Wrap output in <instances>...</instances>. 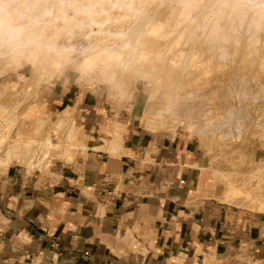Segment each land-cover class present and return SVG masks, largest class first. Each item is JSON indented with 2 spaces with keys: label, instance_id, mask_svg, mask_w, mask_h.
<instances>
[{
  "label": "rangeland",
  "instance_id": "374dc122",
  "mask_svg": "<svg viewBox=\"0 0 264 264\" xmlns=\"http://www.w3.org/2000/svg\"><path fill=\"white\" fill-rule=\"evenodd\" d=\"M23 1L0 0V6L7 5L10 10L20 9L26 11V18L29 19L49 7L52 10V15L49 19L57 18V20L52 24L40 25L35 29V32H37L40 27L48 26L45 29V33H42L43 37L41 36L39 39L40 50L38 49L37 59L34 63L29 64L25 55L15 53L5 42L6 36H4V33L6 32L9 18L6 13L0 10V140L1 138L4 139L3 143H0V177L7 174L11 166L23 167L27 175L35 173L45 178L55 177L59 163L79 167L80 160H87L89 148L103 145L104 147L96 148L94 151H107L108 149L109 126L106 120L108 119L107 115L102 120L100 117L98 123H92L91 116L93 113L83 106H79L76 116V106L59 112L49 111L46 108L41 89L53 79L52 73L56 75L53 71V63L60 56L65 59V64L61 71L65 68L67 71L72 72L73 78L82 91L96 88L100 90L102 98L111 104H120L124 108L126 101V99L124 100L125 89L133 85L136 90V103L132 111L139 116L137 126H140L142 125L143 114L146 115L147 112L151 117L161 113L163 116L170 118L172 109L174 110V106H177L176 103L183 100L191 101V107L192 109L194 108V111L202 105L205 106V103L208 102L207 99L203 101L198 98L200 99L198 105L197 97L195 101L194 99L192 101L187 94L194 93V91L197 93L199 90L201 92L212 85L209 82L202 87H195L194 85L193 87L188 85L189 80L186 78L188 83L185 85L186 88L184 90L179 89L181 86L177 81L180 79L181 71L178 65L182 63L181 60L188 52V56L195 61L197 66L200 65L201 60H198L200 57L204 60L201 61L200 68H198L200 70H198L196 76L200 74V71L204 70L202 69L204 66L201 67L204 64L206 65L204 72L209 70L206 68L212 69L213 67L214 70L210 69L211 72L213 71L211 74L220 81L224 79V70L220 66L222 64L217 60L216 64L220 67L215 65L214 68L212 63L218 57L215 56L214 59L210 57L208 52L211 49L221 47L227 48L229 52L233 51L232 43L228 45L222 43L218 37L216 38L217 35L211 32L213 22L217 19H222L221 16H225V13L229 10L228 6L237 5L233 0H128V2L119 0V3L118 0H38L36 6L30 10H26L23 6ZM256 1L258 5H264V0ZM241 2L242 4L240 5H252L247 4L243 0ZM116 3L119 5H114ZM64 12L70 13L71 17L67 20H61L60 16ZM182 12L185 13L183 14ZM205 15L208 17L206 18ZM219 16L220 18H217ZM159 21L163 23L160 28L161 31L158 34H153L154 36L149 35L151 36L149 37L147 30L156 26ZM97 22L100 23L97 25ZM203 25H207L204 37L210 38L204 43L200 42V46L194 47L193 50L195 51L188 50L190 42L196 35L201 34L199 30L194 35L196 27H203ZM176 26H178L177 30ZM183 28L185 29L183 30ZM172 32L174 33L173 35L170 34L172 36H166L167 33ZM164 33L167 39L163 38ZM141 34L144 37L146 35L145 40H142L144 43L135 39ZM157 41H159L158 44ZM171 42L174 47L178 45L177 50H181V52L186 54L171 56L174 55L175 51L169 52L170 54L167 53L169 47H172L170 46ZM145 45H148L146 47L149 49L148 52L151 57L152 54L153 56L157 55L162 58V61L159 60L161 61L160 63L163 66L166 64L165 68H162V70L164 69L165 82L160 86L162 89L158 88L160 93L155 96L156 99L153 101L148 100L154 89L153 82L146 83L139 77L134 78L130 82L128 73L129 66L142 56L141 53ZM150 48H153L152 54L150 53ZM98 49H107V52H113L115 49L120 51L121 58L119 61L123 60L124 64L121 65L119 61L117 64L113 58L111 67L106 70V66L101 60L94 62L92 65L83 61L90 53ZM204 53H206V56L203 57ZM174 57H177L175 62L177 66L175 65L174 73L168 76V63ZM209 61L212 62H210V66H208ZM149 67L139 66L140 69L143 68L142 71L148 70L149 74H151L154 70L150 71L151 67ZM159 73L161 74V71H158L157 75ZM202 74L205 73L202 72ZM170 76H175L174 79L177 81L170 78L173 80L169 82L168 77ZM168 84L170 85L168 86ZM117 88H120V94L116 92ZM217 89L219 91L217 90L214 99L219 107L233 108L238 106L246 109L244 116H237V118H231L230 120L231 122L242 123L239 134L235 133L236 135L233 137L222 136L223 133L225 135V129H222V131H218L213 136L206 137L198 133L197 130H187L180 123L176 124L172 130L168 124L162 125L158 122L146 126L142 125L140 128L148 134H156L153 136L159 140L165 138L168 141L179 139L192 144L196 161L191 166L201 170L205 175L204 185L200 186L195 191V194L198 192L202 197L215 201L220 205L264 217V212L258 209L257 202L249 201L245 198H240L239 202H226L221 197V194L226 189L225 185L228 186L233 183L242 187L248 184L246 188L261 192L264 198V138L260 137L262 133L259 131L262 123H264V97L254 103L250 96H247V100H238L233 98L232 95V98L225 102L222 100L224 98H220L225 92L224 87L220 85ZM249 92H253V89ZM166 96H173L171 98L172 101L170 102V98L167 100ZM179 99L180 101H178ZM169 104L171 105V110H169L171 112H164L163 107L168 110ZM166 105L168 106L166 107ZM159 109H162L164 113L160 112ZM166 113L170 114L167 115ZM60 116L63 117L62 119L67 120V125L64 128H59L55 125L61 119L59 118ZM119 118L124 121L121 116ZM225 118L230 117L225 116ZM221 119H224V116L219 115V121ZM256 131H258V135L254 134ZM94 132L98 136H93L92 133ZM44 139L51 143L47 149L41 147V141ZM90 141L94 142L91 143ZM67 144H74V150H69L66 147ZM110 155L119 156L114 153ZM255 171L256 173H254ZM252 176L253 178L257 177L259 180L253 179ZM81 187L83 186L81 185ZM92 192L93 189L87 190V193Z\"/></svg>",
  "mask_w": 264,
  "mask_h": 264
},
{
  "label": "crops",
  "instance_id": "0c3cea01",
  "mask_svg": "<svg viewBox=\"0 0 264 264\" xmlns=\"http://www.w3.org/2000/svg\"><path fill=\"white\" fill-rule=\"evenodd\" d=\"M99 91L65 68L42 87L49 111L107 115L109 135L115 115L129 125L116 146L59 163L55 177L21 166L0 177V264H264V217L195 194L205 175L192 144L154 138Z\"/></svg>",
  "mask_w": 264,
  "mask_h": 264
},
{
  "label": "bare ground",
  "instance_id": "6f19581e",
  "mask_svg": "<svg viewBox=\"0 0 264 264\" xmlns=\"http://www.w3.org/2000/svg\"><path fill=\"white\" fill-rule=\"evenodd\" d=\"M37 1L38 0H24L23 6L26 8V10H28V9L30 10L36 6ZM233 1L237 5H229L228 6L229 10L225 13V16L224 17L221 16L222 19H219V20L217 18H220V16L217 17L216 18L217 20L215 22H213L212 29H211V32L215 33L217 35V36L215 35L216 38L218 37V39L222 43H224L226 45L232 43L233 44V51L229 52V50L227 48L221 47V48H216L213 50L211 49L208 52L210 57L215 59V56H217L219 58V59L217 58L216 61L213 62L214 64L211 61H209L208 66H210V64L212 63V65H214V68H215V65L216 66L218 65L216 63L219 61V63L222 64L220 66L224 70L223 71V78H224L223 80L221 79L220 81H218L214 77V75L211 74L213 72V71L211 72V70H214L213 67H212V69L209 67L206 68L209 70H206L207 72H204V70H205L204 67H206V65H204V64L201 66V67L204 66L202 68L204 70L200 71V74H199L200 76L199 75L196 76L198 70H200L198 68H200V65L202 63L201 61H204L203 58H201V57H200V59L197 58L198 60H201L200 65L197 66V64H195V61L192 60V58L190 56H188L189 52L187 53V55H185L186 53L184 54L183 52H181V50L180 51L177 50L178 45L176 47H174L172 42H171L172 45L169 43L170 46H172V47H169V45H168L169 51L167 50V53H169V52L172 53L173 51H175L174 55H171V56H175V55L179 56V54H184L185 56L184 57L182 56L183 57V60H181L182 63L180 65H178V67L181 71L179 81L174 79L175 76H173V77L170 76V77H168L169 80L168 79L167 80L169 82H172L173 79L175 81H177L178 84H180V86H181L179 88L180 90H184L186 88L185 85L188 83H189L188 85H191V86L194 85L195 87L196 86L202 87V86H205L208 82L211 83L212 85L210 87L206 86L207 88H205L201 92L199 90L197 93L194 91V93L192 92L191 94L190 93L187 94L188 98L192 101H193V99L195 101V98L197 97L196 99L198 100V102H197L198 105H199V101H200V99H198V98H201V100H203V101H204V99H207L208 102L205 103V106L202 105L200 108L196 109V111L193 110L194 108L192 109L191 103H190L191 101L188 102L186 100H183L179 103H176L177 106L176 107L174 106L175 109L174 110L172 109V112L169 111V110H171V108H170L171 105L169 104L168 110H165L164 107H163V110H164V112H167V111L171 112V114L169 113L170 118L163 116L161 113L156 114L155 116L151 117L150 115H148V112H147L146 115L143 114V117L141 120L142 125L146 126L148 124L158 122L162 125L168 124L170 129L172 130V128L176 124L180 123L187 130H189V131L197 130L198 133H201L202 136L204 135L206 137L213 136L218 131H220V130L222 131V129H225V135L222 132L223 133V134L221 133L222 136L233 137L234 135L240 133L239 129L242 127V123H240V122L235 123V122H231L230 120H231V118H237V116H244L246 109H244L242 107H238V106H234L233 108H221L216 104V101L214 98L216 97V94H217V90H218L217 87L222 85L225 89V92H224L223 96H220V98L221 97L224 98L222 100H224L225 102H228L232 98V95H233V98H236L238 100H240V99L247 100V96H250L254 103H257L259 100L263 99V97H264V5H262V4L258 5L256 0H249V1L243 0L247 4H252V5H240V4H242V2H241L242 0H233ZM126 2H128V0H126ZM118 3H119V0H118ZM181 3H183V2H181ZM202 3H203V1H202ZM114 5H119V4L116 3ZM7 7H8L7 5L0 6V10L2 12L6 13V15L9 18L8 23H7L6 32L4 33V36H6L5 42L10 46V49L12 51H14L15 53L25 55L28 58L29 64L34 63L37 59L36 57L38 56V49L40 50L39 39L41 38L42 33L43 32L45 33V29L48 26L40 27L37 32H35V29L40 25L52 24V23L56 22L57 18L49 19V17L52 15V10L49 7L45 8V9L41 10L39 13L35 14L32 19L26 18V11H22L20 9L19 10H14V9L10 10ZM184 11H185V9H184ZM70 17H71L70 13H65V12L63 15L60 16L61 20H67ZM205 17H206V15H205ZM99 23L100 22H97V25ZM162 26H163V23L159 21L156 24V26L147 30V32H149V33L151 32V33L150 34L146 33V34L148 36L149 35L152 36L153 34H158V32L161 31L160 28ZM179 26H180V23H179ZM177 27L178 26H176V30H177ZM206 27H207V25H203V27H196L194 35H195V33H198L199 30H200L201 34L196 35L195 38L190 42L188 50L192 51L194 49V47H196V46L198 47L200 42L204 43V42L208 41V38H210V37H208V38L204 37ZM145 28H146V26H145ZM184 29L185 28H183V30ZM173 32L169 33V34L167 33L168 35L166 34V36L167 37L172 36L174 34ZM24 33H25V35H24ZM143 34H145V33H143ZM143 34L139 35L138 38H135V39H137L138 42H143L142 40H145L144 38L146 37V35L144 37ZM170 34H172V35H170ZM148 36H147V38H148ZM151 36H149V37H151ZM163 38L167 39L165 37V33L163 34ZM163 38H162V40L165 41ZM162 40H160V41H162ZM145 42H147V41H145ZM158 42L159 41H157V44H158ZM162 42H161V44H162ZM155 43H156V41H155ZM146 46H148V45H145V47L143 46L144 50H145V48H146V50L145 51L143 50V52L141 53L142 56H140V59L138 61L133 62L132 65L129 66L130 69L128 68L129 69L128 73H129L130 82H132L133 79L136 77H139L140 79H142V81H144L146 83L151 82V81L153 82V84H154L153 88L154 89H153V91H152V93L148 99L149 101H153L154 99H156L155 96H157V94L160 93V92H158L159 89H162L160 86H162L163 83L165 82L164 75H163L164 69L162 70V68L163 67L165 68L166 64L163 66L160 63L162 61L161 60L162 58H159V56H157V55H156L157 57L153 56V54H152L153 52L151 53V51H153L152 50L153 48L152 49L150 48L151 49L150 53L152 54V57H151L149 52H148L149 49H147ZM155 47H157V46H155ZM181 48H183V47H181ZM71 51H74V50H71ZM107 51H108L107 49L95 50L94 52L90 53L83 61H86V63L92 65L94 62L101 60L103 62V64L106 66V70H108L109 67H111V63L113 61V58L115 59V62L118 64V61L121 58V52L116 50V49L113 52H110V51L107 52ZM193 51H195V50H193ZM167 53H165V55H167ZM205 54L206 53H204V55H202V56L203 57L206 56ZM191 56H192V54H191ZM174 58L172 60H169L170 62L168 61L169 62L168 63V71L166 70L168 72V76L171 75L172 73H174L173 70L175 69V65L177 66V64L175 63L176 58H175V61H174ZM197 59H196V61H198ZM159 60H161V61H159ZM25 61H26V59H25ZM119 62L121 65L124 64L123 60H120ZM64 64H65V59L60 56V58L57 59L53 63V71L56 74L59 73ZM147 64H149L151 67L150 71L154 70L153 72H151V74L155 72L154 74L151 75V74H149L148 70L144 72V71H142L143 68L142 69L139 68V66H141V65H144V68L145 67L148 68L149 65L147 66ZM158 71H161V74L159 73L157 75ZM202 72L205 74H202ZM52 74L54 77L55 76L54 73H52ZM170 78H173V79H170ZM186 78H187V80H189L188 83L186 82L187 81ZM171 84H174V83H171ZM169 85L170 84H168V86ZM232 88H233L234 92L232 91ZM128 89H129V91H128ZM251 89H253V92L250 93L249 91ZM119 90H120V88H117L116 92H118L120 94ZM171 90H173V89H171ZM176 91H177V89H176ZM174 92H175V88H174ZM169 93H170V90H169ZM172 97L173 96L167 97V100H169V98H170V102H171ZM125 99H126L125 103L128 104V108H127V109H129L128 111L132 112V110H134V105L136 103L135 102L136 90H135V87H133V85H130L128 88L125 89L124 100ZM178 101H180V99ZM167 106L168 105H166V107ZM71 110H74V109H71ZM159 110H160V112H163L162 109H159ZM221 113H222V115H221ZM166 114L169 115L168 113H166ZM219 115L224 116V119H221L219 121ZM225 116L230 117V118H225ZM59 118H61V119L59 121H57L55 123V125L59 128H64L67 125V120L62 119L63 118L62 116H60ZM216 120H218V121H216ZM111 123L114 126L116 133L114 135H109L107 141L109 142L108 143L109 146H116L118 138L122 136V134L124 133L125 130H127L128 125H129V121L128 120L121 121L119 118V115L117 114L111 118ZM142 125H140V126H142ZM259 131L262 133V135H260V137L263 139L264 138V123H262V126L260 127ZM226 133H228V134H226ZM254 134L258 135L259 133H258V131H256ZM227 138H229V137H227ZM262 139H260V140H262ZM13 140H15V139L13 138ZM13 140H12V142H13ZM3 141H4V139L1 138L0 143H3ZM39 143H38V145H40ZM50 145H51V143L48 142L47 140L45 141V139L41 141V147H43V149H47V147ZM66 147L69 148V150H74L75 145L74 144L73 145L67 144ZM254 173H256V171ZM258 177H259V175H258ZM252 178H253V176H252ZM254 178L257 179V177H254ZM257 180H259V179H257ZM250 184H252V183H250ZM247 185L248 184L244 185L243 187L237 186L233 183H230L228 186L225 185L226 189L221 194L223 201L239 202L240 198H245L246 200L257 202L258 203V209L260 211L264 212V198H263L262 193L259 191L256 192L251 188L250 189L246 188ZM253 185H254V183H253Z\"/></svg>",
  "mask_w": 264,
  "mask_h": 264
}]
</instances>
